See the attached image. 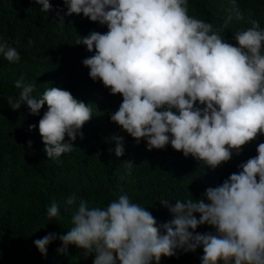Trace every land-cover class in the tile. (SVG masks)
Returning a JSON list of instances; mask_svg holds the SVG:
<instances>
[{
  "label": "clouds",
  "instance_id": "clouds-1",
  "mask_svg": "<svg viewBox=\"0 0 264 264\" xmlns=\"http://www.w3.org/2000/svg\"><path fill=\"white\" fill-rule=\"evenodd\" d=\"M41 12L52 10L50 0H35ZM66 15L83 14L108 31L79 36L76 45L89 53L83 65L94 82H102L111 95H122L111 122L148 151L169 144L205 168L216 170L239 155L243 147L264 134V29L258 20L236 31L238 46L225 40L222 27L188 14V0H63ZM224 27L243 16L232 0ZM31 40L29 45H31ZM0 55L19 62L20 53L0 39ZM18 98L8 97L13 110L27 105L30 115L47 111L38 128L47 158L59 162L73 149L84 124L92 118L91 104L68 90L49 87L33 95L34 83L14 82ZM15 101V102H13ZM36 125H30V130ZM109 151L125 154V137L113 135ZM28 147H32L29 140ZM255 157L242 162L239 172L222 184L209 187L199 200L169 199L160 203L173 219L158 226L146 207L121 194L106 207L89 206L75 193L64 201L73 227L64 235L49 233L34 243L47 255L59 239L66 254L69 245L94 255L93 264H160L177 250L203 248L201 264H264V143ZM49 219L58 217L53 200ZM199 213V219L196 217ZM208 225L215 231L195 230ZM163 227L166 234H161ZM191 229V231H190Z\"/></svg>",
  "mask_w": 264,
  "mask_h": 264
},
{
  "label": "trees",
  "instance_id": "trees-1",
  "mask_svg": "<svg viewBox=\"0 0 264 264\" xmlns=\"http://www.w3.org/2000/svg\"><path fill=\"white\" fill-rule=\"evenodd\" d=\"M52 10L35 0H0V39L15 47L19 62L9 63L0 55V264H93L94 255L72 244L67 253L59 239L49 244L47 255L41 254L35 241L55 233L64 235L73 227L72 213L64 211V201L73 193L88 201L89 206L106 207L121 194L152 213L158 226L170 222L172 214L160 200H199L205 190L216 187L230 174L239 172V165L258 155L257 147L264 143V134L243 147L241 154L216 170L205 168L191 156L184 157L169 144L163 150L148 151L146 142L137 144L134 138L111 122L110 113L122 103V95H111L102 82H94L83 60L89 53L76 45L79 36L95 30L106 33L108 28L92 22L83 14L66 15L63 0H50ZM243 19L233 20L224 27L232 0H188V14L222 27L221 35L238 46L233 39L236 31L258 20L264 29V0H235ZM31 40V45L29 41ZM23 77L34 83L37 98L51 87L68 90L86 104L93 115L77 136L71 152L59 162L47 158L39 133V120L47 111L30 115L27 105L13 110L8 97L18 98L14 82ZM15 102V101H13ZM30 125H36L30 130ZM113 135L125 137V154L117 157L110 152L115 144ZM31 140L32 147H28ZM55 200L60 205L58 217L49 219L48 208ZM199 219V213L195 214ZM161 234H166L163 227ZM191 231V229H190ZM203 234L215 230L201 225L195 230ZM203 248L194 252L177 250L173 257H162L160 264H201Z\"/></svg>",
  "mask_w": 264,
  "mask_h": 264
}]
</instances>
